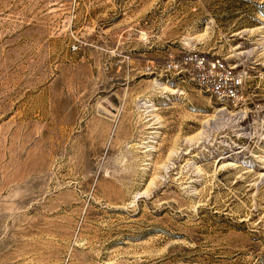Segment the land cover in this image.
<instances>
[{
    "label": "rangeland",
    "instance_id": "1",
    "mask_svg": "<svg viewBox=\"0 0 264 264\" xmlns=\"http://www.w3.org/2000/svg\"><path fill=\"white\" fill-rule=\"evenodd\" d=\"M0 264H264V0H0Z\"/></svg>",
    "mask_w": 264,
    "mask_h": 264
},
{
    "label": "built area",
    "instance_id": "2",
    "mask_svg": "<svg viewBox=\"0 0 264 264\" xmlns=\"http://www.w3.org/2000/svg\"><path fill=\"white\" fill-rule=\"evenodd\" d=\"M191 67V77L196 84L216 98H234L241 84V77L233 68L215 57L191 53L183 57Z\"/></svg>",
    "mask_w": 264,
    "mask_h": 264
}]
</instances>
